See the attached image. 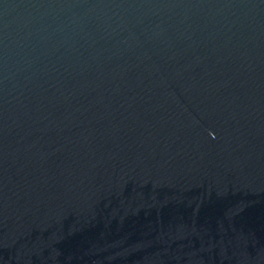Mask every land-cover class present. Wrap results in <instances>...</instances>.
<instances>
[{
	"label": "water",
	"instance_id": "1",
	"mask_svg": "<svg viewBox=\"0 0 264 264\" xmlns=\"http://www.w3.org/2000/svg\"><path fill=\"white\" fill-rule=\"evenodd\" d=\"M0 264H264V0H0Z\"/></svg>",
	"mask_w": 264,
	"mask_h": 264
}]
</instances>
